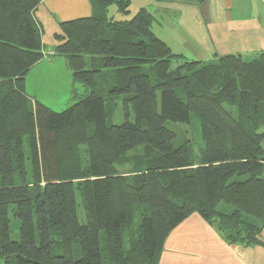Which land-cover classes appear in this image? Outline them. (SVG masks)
Returning <instances> with one entry per match:
<instances>
[{"label": "trees", "instance_id": "trees-1", "mask_svg": "<svg viewBox=\"0 0 264 264\" xmlns=\"http://www.w3.org/2000/svg\"><path fill=\"white\" fill-rule=\"evenodd\" d=\"M39 3L0 0V264H157L193 212L230 244L264 246V51L188 59L155 35L145 8L117 20L108 8L127 14L130 0H91L90 16L54 34L86 88L57 112L25 87L43 57ZM106 95L121 101L122 123ZM193 115L197 166L173 128ZM138 148L140 169L120 173Z\"/></svg>", "mask_w": 264, "mask_h": 264}, {"label": "rangeland", "instance_id": "rangeland-1", "mask_svg": "<svg viewBox=\"0 0 264 264\" xmlns=\"http://www.w3.org/2000/svg\"><path fill=\"white\" fill-rule=\"evenodd\" d=\"M155 1H152L154 3ZM140 0H132L129 12L122 14L116 10L114 5L108 8L107 15L114 19H129L140 6ZM205 4L213 6L211 17H207ZM148 3L147 6H150ZM152 10V6H150ZM167 15L160 16L153 11L156 16L152 20V31L164 41L169 43L174 53H182L188 59L199 58L202 61H214V59L223 54L240 52L243 57L251 59L260 51H264V35L259 36L257 41L252 39L244 43L241 39L245 28L264 27V0H215L211 4L210 0L204 2V5L197 2L183 0L181 4L174 8ZM203 12V13H202ZM48 27V26H47ZM45 27L44 37L51 36V28ZM244 31V32H243ZM51 39H48L50 42ZM53 41V39H52ZM51 43V42H50ZM173 67L176 65L173 62ZM31 69L26 76V92L31 99L38 100L53 111H61L69 105L79 100L80 94L86 92L85 86L78 81H74L70 86L69 74L59 65L53 67L51 71ZM110 75V74H107ZM42 76V80L41 77ZM104 73L97 76L96 82L104 79ZM73 88V91L71 89ZM79 97V98H78ZM106 112L111 118L112 123L120 124L124 120V111L121 101L113 96L106 95ZM108 118V119H110ZM129 119H132L130 113ZM196 116L191 117L190 125H173L179 141L186 140L189 144V155L196 166L203 161V144L200 141L199 126ZM146 155L143 148L133 150L125 159L119 162V171L125 175H132L134 171L140 169V163ZM133 162L138 166L134 167ZM141 211V210H140ZM84 207L81 197L78 195V216L84 221ZM137 219H135L136 221ZM14 218L11 223L15 226ZM136 223V222H135Z\"/></svg>", "mask_w": 264, "mask_h": 264}, {"label": "crops", "instance_id": "crops-1", "mask_svg": "<svg viewBox=\"0 0 264 264\" xmlns=\"http://www.w3.org/2000/svg\"><path fill=\"white\" fill-rule=\"evenodd\" d=\"M152 1L155 0H140L143 3H140L137 11L140 8H145L152 15L153 21H155L156 16L153 14V11L157 12L160 16L164 13L167 15L172 11H176L174 8L181 4L183 0H159L154 3ZM214 1L210 0L211 4ZM223 1L226 3L230 0ZM204 2L207 3L208 0ZM204 2L199 4L204 5ZM148 3H151L152 10L150 6H147ZM206 7L208 8L206 15L207 17H211L213 6L205 4ZM91 14V0H40V3L33 12V16L37 20L40 28L39 35L43 46V57L29 71L33 68H35L34 70L36 72H38L37 70L51 71L53 67L59 65L63 70L67 71L70 86H73L74 81L66 58L56 54L54 51L58 43L54 34L60 32V23L87 17ZM45 27L51 28L53 41L51 36L49 38L44 37ZM244 31V37L241 39L244 43H248L247 41L264 35V27L262 26L259 29L248 27ZM48 39H51V43ZM256 41L257 39H255ZM164 42L169 46L167 41ZM236 53L241 54L240 52ZM200 54L198 53L197 56H203ZM200 57L193 60H200ZM40 77L42 80V76ZM71 91H73V88ZM157 264H264V246L238 243L230 244L213 225L203 220L196 212H193L174 226L167 234L163 241L162 249L159 252Z\"/></svg>", "mask_w": 264, "mask_h": 264}]
</instances>
